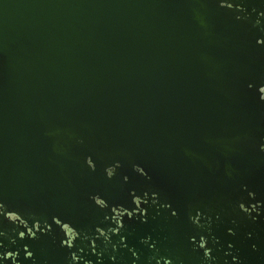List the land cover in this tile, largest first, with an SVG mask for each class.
<instances>
[{
    "label": "water",
    "instance_id": "95a60500",
    "mask_svg": "<svg viewBox=\"0 0 264 264\" xmlns=\"http://www.w3.org/2000/svg\"><path fill=\"white\" fill-rule=\"evenodd\" d=\"M264 0H0V264H264Z\"/></svg>",
    "mask_w": 264,
    "mask_h": 264
},
{
    "label": "clouds",
    "instance_id": "9594fccd",
    "mask_svg": "<svg viewBox=\"0 0 264 264\" xmlns=\"http://www.w3.org/2000/svg\"><path fill=\"white\" fill-rule=\"evenodd\" d=\"M262 98H264V97H262Z\"/></svg>",
    "mask_w": 264,
    "mask_h": 264
}]
</instances>
